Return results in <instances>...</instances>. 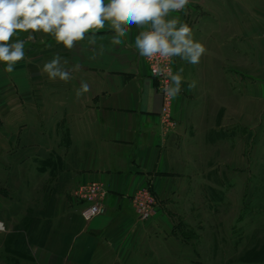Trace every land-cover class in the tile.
<instances>
[{
    "label": "crops",
    "instance_id": "1",
    "mask_svg": "<svg viewBox=\"0 0 264 264\" xmlns=\"http://www.w3.org/2000/svg\"><path fill=\"white\" fill-rule=\"evenodd\" d=\"M173 18H179L177 28L187 23L206 51L197 64L175 56L181 82L173 106L177 126L168 136L160 128L162 96L135 45L151 23L123 25L128 31L118 37L105 21L72 49L42 32L18 31L8 42L23 40L25 57L11 73L0 63V134L12 135L14 126L11 141L0 143V156L13 154L16 165L28 164L32 172L46 164L47 177L58 174L62 189L99 181L107 190L104 212L91 221L81 215L85 202L64 201L37 264L125 260L151 235V222L137 220L132 204L140 188L151 185L163 230L178 212L180 184L191 180L194 165L183 159L184 147L202 130L193 118L219 115L213 102L224 125L232 114L241 123L248 104L263 109L264 0H189L165 20ZM60 50L57 67L67 81L43 71ZM82 83L89 91L77 96Z\"/></svg>",
    "mask_w": 264,
    "mask_h": 264
},
{
    "label": "rangeland",
    "instance_id": "2",
    "mask_svg": "<svg viewBox=\"0 0 264 264\" xmlns=\"http://www.w3.org/2000/svg\"><path fill=\"white\" fill-rule=\"evenodd\" d=\"M55 55L61 62V50ZM217 104L219 115L193 118L202 130L183 151L194 162L191 180L180 184L167 229L157 216L141 220L151 222V235L110 264H264V105L255 111L248 104L241 123L232 114L224 125ZM11 130L0 143L11 141ZM6 158L0 156V264H37L64 201H83L80 186L62 189L46 164L32 172L13 154Z\"/></svg>",
    "mask_w": 264,
    "mask_h": 264
},
{
    "label": "clouds",
    "instance_id": "3",
    "mask_svg": "<svg viewBox=\"0 0 264 264\" xmlns=\"http://www.w3.org/2000/svg\"><path fill=\"white\" fill-rule=\"evenodd\" d=\"M189 0H0V63L11 73L13 66L24 59V41L9 44L16 33L42 32L52 34L58 44L72 49L74 42L84 39L85 33L102 29L105 21H110L119 36L128 31L123 25H144L151 23L152 31L141 32L135 45L141 56L152 58L157 53L161 57L182 56L190 64H197L206 49L192 38V29L179 18L165 20L170 12L185 9ZM115 43H120L119 38ZM29 36V39H33ZM59 57L45 63L43 71L50 79L59 76L67 81L69 75L57 65ZM175 88L169 95L180 91L181 76L174 75ZM193 83L190 87H194ZM87 83H82L77 96L88 92Z\"/></svg>",
    "mask_w": 264,
    "mask_h": 264
},
{
    "label": "built area",
    "instance_id": "4",
    "mask_svg": "<svg viewBox=\"0 0 264 264\" xmlns=\"http://www.w3.org/2000/svg\"><path fill=\"white\" fill-rule=\"evenodd\" d=\"M183 11V10H182ZM180 11V12H182ZM175 12V13H180ZM152 26L144 32L152 31ZM149 66L151 75L156 80L157 90L160 92L163 103L160 112V128L163 136H168L177 126L173 106L175 95H169L173 89L172 76L175 75V56L161 57L157 53L154 57H144ZM107 190L99 181H91L80 186L79 194L85 202L81 215L86 221H91L104 212V198ZM133 208L140 220H148L158 215L160 207L151 185L140 188L132 197Z\"/></svg>",
    "mask_w": 264,
    "mask_h": 264
}]
</instances>
